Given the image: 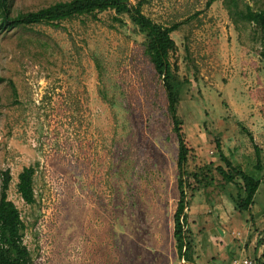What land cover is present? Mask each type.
I'll use <instances>...</instances> for the list:
<instances>
[{"label": "rangeland", "instance_id": "374dc122", "mask_svg": "<svg viewBox=\"0 0 264 264\" xmlns=\"http://www.w3.org/2000/svg\"><path fill=\"white\" fill-rule=\"evenodd\" d=\"M56 1L66 0L6 3L13 16ZM246 8L264 9V0H142L153 21L178 24L170 75L180 87L185 168L200 178H185L190 263L172 235L177 137L129 16L103 10L0 31V173L10 176L6 196L30 264H259L264 63ZM219 152L260 180L246 209L239 177L225 182L216 169L225 167ZM25 166L34 169L32 203L16 190Z\"/></svg>", "mask_w": 264, "mask_h": 264}, {"label": "trees", "instance_id": "16d2710c", "mask_svg": "<svg viewBox=\"0 0 264 264\" xmlns=\"http://www.w3.org/2000/svg\"><path fill=\"white\" fill-rule=\"evenodd\" d=\"M212 0H207L210 3ZM142 0L130 4L128 0H66L56 1L45 7L36 10L21 12L10 15L6 0H0V31L16 26H26L38 23L56 24L59 21L70 18L74 15H94L103 10H112L115 19L127 14L135 25L138 32L143 35V53L148 58L155 73L161 78L167 99V111L172 121V129L177 137V158L176 166L178 174L176 178L178 201L172 216L173 238L175 247L180 258L192 262L190 256L191 244L184 234L186 225V192L185 178L188 181H200L199 173L188 171L185 168L188 149L185 146L181 132V121L177 115L179 101V86L174 83L171 77V63L169 53L174 49V41L170 33L178 27L177 23L169 26H162L145 15L141 10ZM236 8V4H235ZM237 11H240L239 9ZM240 13L261 30L260 57L264 63V9L252 11L249 8L241 10ZM12 85V84H11ZM252 141V136L249 134ZM253 142V141H252ZM255 168H262L260 149L254 144ZM219 157L225 167L217 166V171L225 182L233 181L239 177L241 180L240 195L238 196V207L248 208L253 203L255 192L260 180L247 174L240 166L233 164L222 152ZM34 169L32 166H25L17 174L16 190L19 196L26 202L32 203L34 199L32 190V177ZM0 188V264H30V256L26 247L21 242L19 212L12 201L6 196V188L10 179L7 171L1 173ZM259 264H264V254Z\"/></svg>", "mask_w": 264, "mask_h": 264}, {"label": "built area", "instance_id": "2783aa9c", "mask_svg": "<svg viewBox=\"0 0 264 264\" xmlns=\"http://www.w3.org/2000/svg\"><path fill=\"white\" fill-rule=\"evenodd\" d=\"M250 263H251V262H250L249 260L244 259V260L238 262L237 264H250Z\"/></svg>", "mask_w": 264, "mask_h": 264}]
</instances>
